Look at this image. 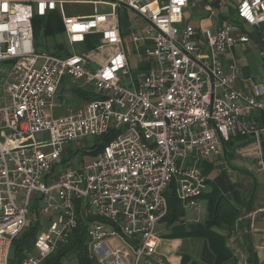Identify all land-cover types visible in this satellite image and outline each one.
I'll return each instance as SVG.
<instances>
[{
  "label": "built area",
  "instance_id": "1",
  "mask_svg": "<svg viewBox=\"0 0 264 264\" xmlns=\"http://www.w3.org/2000/svg\"><path fill=\"white\" fill-rule=\"evenodd\" d=\"M69 4L91 8L68 13ZM187 5L188 0H0V264H8L34 201L47 221L20 264H41L80 220L88 255L98 264H154L163 244L156 225L167 213L164 192L172 180L183 209L199 212L206 179L186 166L192 155L206 159L235 136L251 135L264 175V76L244 92L233 86L236 62L229 63L230 76L220 62L248 36L226 25L215 34L203 29L205 41H198L191 24L180 27ZM119 8L133 10L145 23V33L132 34L129 45L116 21ZM55 11L70 44L91 40L93 47L65 56L36 53L32 18ZM236 17L260 25L264 0H238ZM129 52L143 66L135 76ZM259 54L264 57V48ZM63 76L90 85L96 98L73 109L57 105ZM251 114L254 121L247 119ZM109 131L115 136L89 161L50 172L67 143ZM165 257L180 264L181 256Z\"/></svg>",
  "mask_w": 264,
  "mask_h": 264
},
{
  "label": "crops",
  "instance_id": "2",
  "mask_svg": "<svg viewBox=\"0 0 264 264\" xmlns=\"http://www.w3.org/2000/svg\"><path fill=\"white\" fill-rule=\"evenodd\" d=\"M237 2L238 0H188L180 27L183 28L185 25L191 24L195 29V38L201 42L205 41L202 34L203 29H207L210 34H215L218 29L226 25L235 27L234 34L248 36L246 42H236L229 53L220 57V62L223 73L230 76L229 63L234 60L238 68L233 77V86L244 92H252L253 86L262 82L264 76V57L259 54L261 49L264 48V22L254 26L239 20L236 17ZM120 14L124 16V19L120 18ZM116 21L121 32V38L128 45L131 44L132 34L145 33V23L131 9L119 8ZM142 45H144V42H142ZM139 67L143 68L141 65ZM66 78L73 81L67 91H70L71 95L81 103L76 106L73 105V107L65 104V98L61 95L59 88H57L55 94V103L57 105L62 104L63 108L65 105L72 109L80 107L88 99L86 100L79 92L83 90L87 93L93 91V89L90 85L83 84L81 81ZM262 99H264V95ZM247 119L248 121H254V114L249 115ZM255 150L256 138L254 136L243 137L238 135L223 143L218 154L206 159H197L196 155H192L185 164L187 167L195 166L198 168L201 175L206 179L205 181L214 182L233 204L241 206L240 219L244 225L242 231L247 232L252 249L257 253L259 264H264V186L262 185L259 192H257L254 181L248 175L249 172L246 173L238 169L240 167L251 171L255 168L257 172H260L255 163ZM228 159L236 168L230 165ZM232 175L235 179L233 182L226 178ZM207 188H209L208 184L206 185ZM251 198H253L252 202L250 201ZM185 212L188 213L189 211L185 210ZM196 217L200 218L201 215H197L195 212H189L186 215L188 221H192ZM250 224H253V226L249 229ZM243 257L245 258V256Z\"/></svg>",
  "mask_w": 264,
  "mask_h": 264
},
{
  "label": "trees",
  "instance_id": "3",
  "mask_svg": "<svg viewBox=\"0 0 264 264\" xmlns=\"http://www.w3.org/2000/svg\"><path fill=\"white\" fill-rule=\"evenodd\" d=\"M33 35L42 27L45 36L56 35L63 31L60 15L57 11L45 16H33ZM34 37V36H33ZM79 92V90H78ZM79 94L86 100L95 99L94 91ZM115 133L109 131L100 137L99 143L94 145L86 154H97ZM261 136V147L264 153V133ZM209 188L205 189L199 197L205 201V214L198 220L188 221L186 212L176 196L177 181L172 180L164 192L167 199V213L160 221L163 226V238L198 240L201 242L197 256L186 250L180 252V264H238L240 254L245 256L239 264H259L257 253L252 249L251 240L241 222L242 210L239 204H233L220 188L210 181H205ZM253 198L250 199L252 202ZM39 232V225L30 224L12 242V250L8 264H20L23 257L33 247V240ZM232 239V241H231ZM88 238L85 230V221L80 220L73 235L58 248L42 260L41 264H64L68 255L78 260V264H98L96 259L88 255ZM239 245V251L235 249ZM72 258V259H73Z\"/></svg>",
  "mask_w": 264,
  "mask_h": 264
},
{
  "label": "rangeland",
  "instance_id": "4",
  "mask_svg": "<svg viewBox=\"0 0 264 264\" xmlns=\"http://www.w3.org/2000/svg\"><path fill=\"white\" fill-rule=\"evenodd\" d=\"M90 6L89 5H66L65 6V10L70 11V13H81V12H89L90 11ZM120 18L124 19V16L122 14H120ZM34 41H35V51L36 53H41L42 51H47L51 54L54 55H62L65 56L66 54H71V52L74 53H81L83 51H85L86 48H90L93 47L94 45V41L91 40H87L85 41V43L82 42H78L75 44H70L68 42V40H66V37L62 32H58L56 33V35H50V36H45L43 34V30L42 27H40L39 29H37L36 33L34 34ZM128 67L129 70H131L132 72V76H135V74L137 73L138 70H140L139 64H138V60H137V54L129 52V56H128ZM0 66H4V63L0 62ZM8 68V66H6ZM73 81H71L70 79H67L65 76H63L59 82V91L62 93L61 95L63 96V98H65V104L70 105L73 107L76 105H79L81 102L77 99H75L73 97V95H71L70 91H67V89H69L71 87V83ZM38 138H40V135H37ZM100 137L97 136H85L80 138L79 140H74L73 142H69L65 145L64 150L61 154L62 156V161L60 162V164L56 167L52 168V171L55 175H58L60 173L61 170H67V169H73L75 168V165L81 161V162H87L89 161L90 158H92V155L86 154L84 152L91 150L92 147H94V145H97L99 143ZM229 163H230V159ZM231 166L235 167L234 165H232L230 163ZM243 170L244 172L248 173V175L250 176L251 180L254 181L255 183V187H256V191L259 192V188H261V186H264V175L260 172H257V170H255V168L251 171H247L246 168H238ZM252 176L253 179H252ZM227 179L231 180L232 182L235 180L234 176H230V177H226ZM244 183V182H243ZM252 187V186H251ZM249 187V188H251ZM199 202H200V209L199 212L198 211H189V212H195L197 215H201V219L205 214V201L202 198H199ZM39 202L34 201L32 203V205L30 206V212H29V219H28V223L27 225L23 228L22 231L26 230L27 227L30 226V224L39 225V231L41 230V226L46 224V217L42 216L39 213ZM186 213V215L189 214ZM191 217V215H190ZM157 231H159L161 237L163 235V226L162 224L159 222L157 225ZM21 231V232H22ZM163 244L160 247V257L155 255V259L153 260V258L151 257L148 258L149 261L153 260L154 264H159L158 262L160 261L159 258L162 259L163 264H169L167 261H165L166 257L168 256L172 261L174 260L175 256H179L180 257V252L183 250L188 251L189 253H191V255L193 256H197V252L200 248V244L201 242L194 239V240H185V239H170V238H163ZM235 249H237L239 251L240 247L239 245H235ZM165 255V256H164ZM73 255H68L66 256V258L64 259L65 262H70V261H76L78 263V260L76 258H73ZM244 257L240 254V258H239V262L241 263L243 261ZM64 262V263H65ZM238 262V264H239Z\"/></svg>",
  "mask_w": 264,
  "mask_h": 264
},
{
  "label": "water",
  "instance_id": "5",
  "mask_svg": "<svg viewBox=\"0 0 264 264\" xmlns=\"http://www.w3.org/2000/svg\"><path fill=\"white\" fill-rule=\"evenodd\" d=\"M209 79H210V81H211V87L213 88V82H214V79H212V76H211V75L209 76Z\"/></svg>",
  "mask_w": 264,
  "mask_h": 264
}]
</instances>
